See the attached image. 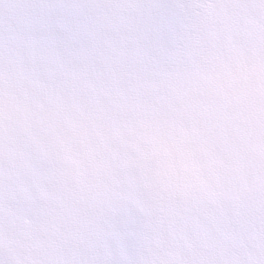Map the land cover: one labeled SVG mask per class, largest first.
<instances>
[{"label": "snow or ice", "instance_id": "obj_1", "mask_svg": "<svg viewBox=\"0 0 264 264\" xmlns=\"http://www.w3.org/2000/svg\"><path fill=\"white\" fill-rule=\"evenodd\" d=\"M0 264H264V0H0Z\"/></svg>", "mask_w": 264, "mask_h": 264}]
</instances>
